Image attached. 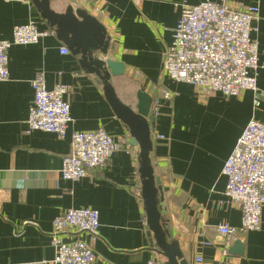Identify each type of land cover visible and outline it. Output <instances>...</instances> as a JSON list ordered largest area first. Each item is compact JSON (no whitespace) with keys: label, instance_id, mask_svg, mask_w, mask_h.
I'll return each mask as SVG.
<instances>
[{"label":"crops","instance_id":"1","mask_svg":"<svg viewBox=\"0 0 264 264\" xmlns=\"http://www.w3.org/2000/svg\"><path fill=\"white\" fill-rule=\"evenodd\" d=\"M202 1L206 0H53L52 5L58 12L69 5L84 9L104 25L111 38L108 58L124 65V75L113 78L112 84L125 105L135 109L141 88L153 103L160 102L151 157L162 181L168 230L190 264H221L226 242L217 236L216 227L242 223L241 211L225 196L222 171L248 123H264V101L256 110L252 92L239 98L221 93L200 98L193 86L173 82L164 72L165 54L181 14L176 6ZM229 2L260 9L254 37L263 67L258 75L262 101L264 0ZM31 20L39 31L50 30L31 0H0V41H11L14 27ZM62 47L66 46L53 35L35 45L12 46L8 52L9 80L0 82V264H55L53 221L66 210L80 208L99 212L98 236L73 231L63 238L85 241L97 256L95 264H162L149 248L140 197V149L108 104L103 86L81 69L77 57L61 55ZM40 72L48 90L59 83L72 89L65 96L72 117L65 139L42 131L25 133L34 101L31 83ZM166 92L172 96L169 101L164 99ZM101 127L120 148L105 166L81 180H64L61 169L71 151L72 132ZM240 241L243 256L229 253L228 264H264V208L260 230ZM197 258L202 261L197 263Z\"/></svg>","mask_w":264,"mask_h":264},{"label":"built area","instance_id":"2","mask_svg":"<svg viewBox=\"0 0 264 264\" xmlns=\"http://www.w3.org/2000/svg\"><path fill=\"white\" fill-rule=\"evenodd\" d=\"M29 2V0H26ZM180 18L164 58V72L176 83H185L197 89L200 98L221 93L227 98H239L245 92L254 94V107L261 105L258 88L259 42L258 6H235L229 0H206L195 6H176ZM51 30L39 31L36 21L13 29L11 41H0V82L9 80L8 52L12 46L35 45L41 39L53 36ZM61 55H69L62 47ZM34 101L29 110L25 133L42 131L65 139L72 123L71 106L65 100L71 87L57 84L53 90L46 87L45 74L40 72L32 81ZM164 99L171 100L166 92ZM160 102L152 104L155 115ZM161 138V137H160ZM120 147L101 127L94 131L71 134V151L63 158L61 176L67 181H79L92 170L106 165ZM222 174L226 177L225 196L242 213L240 227L220 224L215 231L226 242L222 250L228 264L231 245L262 224L264 208V123L252 119L226 161ZM99 212L91 208L69 209L53 221L51 244L55 249V264H95L94 250L82 239L64 240L63 236L86 232L98 236ZM202 261L197 258V263ZM156 264V263H152Z\"/></svg>","mask_w":264,"mask_h":264},{"label":"water","instance_id":"3","mask_svg":"<svg viewBox=\"0 0 264 264\" xmlns=\"http://www.w3.org/2000/svg\"><path fill=\"white\" fill-rule=\"evenodd\" d=\"M52 1L31 0L56 38L78 58L81 69L94 75L103 86L108 104L116 117L128 128L132 144L140 149V197L148 228L149 248L160 257L162 264H190L183 257L179 242L172 239L168 221L162 212L163 186L161 178L156 175L151 157L152 129L155 123V114L151 112L153 98L141 88L136 94L135 109L125 105L112 84L113 78L124 75V65L108 58L111 38L104 25L88 11L75 9L71 5L64 12H58L53 8ZM244 248V244L237 240L230 247L229 253L241 257Z\"/></svg>","mask_w":264,"mask_h":264},{"label":"rangeland","instance_id":"4","mask_svg":"<svg viewBox=\"0 0 264 264\" xmlns=\"http://www.w3.org/2000/svg\"><path fill=\"white\" fill-rule=\"evenodd\" d=\"M61 5H64L63 3H60ZM55 6H57L58 7V4L55 2ZM60 7V6H59ZM60 8H63V6L62 7H60ZM263 101L264 100H262L261 102L263 103Z\"/></svg>","mask_w":264,"mask_h":264}]
</instances>
